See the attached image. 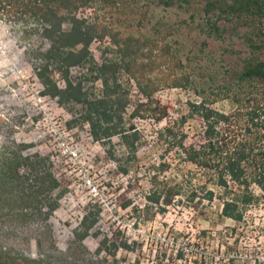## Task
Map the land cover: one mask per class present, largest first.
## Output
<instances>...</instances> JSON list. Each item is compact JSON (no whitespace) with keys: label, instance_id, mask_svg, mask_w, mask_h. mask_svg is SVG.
I'll list each match as a JSON object with an SVG mask.
<instances>
[{"label":"trees","instance_id":"trees-1","mask_svg":"<svg viewBox=\"0 0 264 264\" xmlns=\"http://www.w3.org/2000/svg\"><path fill=\"white\" fill-rule=\"evenodd\" d=\"M144 1L146 13L151 4L163 8L190 5L188 0ZM135 2L0 0V10L41 27L39 34L48 42L35 73L41 95L56 98L67 110H77V120L87 126L93 141L109 143L117 137L122 156L135 161L139 131L132 120L164 121L154 131L149 150L162 151L158 164L162 170L174 161V170L181 175L170 184L163 181L146 195L147 202L157 206L162 200L167 205L178 197L177 202L210 208L215 201L220 217L239 222L245 208L258 200L253 188L264 195V0H202V20L195 26L208 39L221 40L224 23L252 24L243 34L245 55L234 66L211 57L200 65L196 56L207 54L205 41L197 44L194 57L182 59L177 43H164L154 36L158 26H164V32L171 26L150 21L149 15L145 21L148 34L140 31L136 37L131 32L122 36L124 33L109 24L88 22L78 15L79 10L93 7L122 10ZM105 37L109 41L98 62L89 46ZM72 67L81 70L75 79L69 74ZM130 82L139 97L134 103L129 99ZM163 88L188 93L186 113L169 119L167 107L154 97ZM221 103L226 104V110L217 108ZM188 121H196L198 129H192ZM22 147L0 151V210L22 219L41 215L45 220L67 189L50 171L47 159L38 154L23 155ZM171 152L174 156L164 160ZM131 167L128 163L117 165L121 174H127ZM97 219V210L85 212L65 252L59 255L30 258L0 248V264H122L115 256L118 249L129 248L124 241L102 237L92 255L82 245ZM163 257L151 264H177L164 262ZM139 262L136 259L131 264Z\"/></svg>","mask_w":264,"mask_h":264},{"label":"rangeland","instance_id":"rangeland-1","mask_svg":"<svg viewBox=\"0 0 264 264\" xmlns=\"http://www.w3.org/2000/svg\"><path fill=\"white\" fill-rule=\"evenodd\" d=\"M188 1L190 5L183 8L151 4L146 13V2L136 0L122 10L93 7L79 10L78 15L88 22L109 24L111 29L124 33L122 36L131 32L134 37L140 31L148 34L145 21L149 15L150 21L171 26L166 32L164 26H158L154 36L164 43H177L175 47L178 46L182 59L194 57L197 44L205 41L207 54L196 56L200 65L210 57L230 66L239 64L246 52L243 34L250 31V24L224 23L222 39H208L195 26L202 20V0ZM40 31L41 27L32 20L0 10V151L22 145L23 155L44 157L67 190L45 220L41 215L22 219L0 210V248L30 258L59 255L65 252L72 231L85 212L97 210V222L82 241L91 255L98 240L107 237L129 246L116 252L115 257L122 264L134 263L136 259L139 264H151L162 256L164 262L177 264H264V195L253 188L258 200L245 208L239 222L220 217L215 201L210 208L177 202L178 197L167 205L162 200L157 206L147 202L146 195L163 181L170 184L181 175L174 170V161L162 170L158 165L162 151L149 150L154 131L164 121L153 124L139 118L132 120L139 131L135 161L122 156L117 137L109 143L93 141L87 126L77 120V110H67L57 104L56 98L41 95L35 73L48 42ZM108 41L105 37L91 42L89 50L96 61L103 57L101 51ZM80 73L78 67L69 69L72 79ZM53 79L58 81L57 76ZM129 86L130 103H134L139 97L133 83ZM154 97L167 107L171 120L186 113L184 103L190 99L187 92L174 88L159 89ZM217 108L226 110V104ZM188 123L198 129L196 121ZM172 156L174 152L164 160ZM123 163L132 165L127 174L118 171L117 165Z\"/></svg>","mask_w":264,"mask_h":264}]
</instances>
